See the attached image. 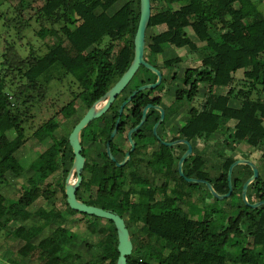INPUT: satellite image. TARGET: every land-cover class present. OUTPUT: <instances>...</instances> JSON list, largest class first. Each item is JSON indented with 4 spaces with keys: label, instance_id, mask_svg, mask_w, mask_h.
<instances>
[{
    "label": "trees",
    "instance_id": "1",
    "mask_svg": "<svg viewBox=\"0 0 264 264\" xmlns=\"http://www.w3.org/2000/svg\"><path fill=\"white\" fill-rule=\"evenodd\" d=\"M42 1L41 6L33 7L20 0L14 10L8 9L6 17L5 25L15 29L20 41L30 29L46 45L37 50L29 44L26 56L15 42H5L2 50L0 232L12 234L17 220L27 223L26 231L17 236L18 254L33 263L117 264L118 235L114 223L72 210L67 203L65 181L74 162L69 135L80 115L67 119V126L59 124L56 117L77 100L91 108L127 71L134 58L140 0ZM119 4L120 8L112 12ZM151 4L147 31L157 32L146 40L147 54L161 60L169 46L188 48L201 62L198 67L187 69L182 77L175 73L172 80L183 86L167 112V120L180 111L188 117L180 134L192 142L194 151L183 168L185 175L210 182L218 194L224 195L229 192L228 170L235 161L248 159L258 168L264 166L263 0H151ZM27 10L30 18L25 15ZM182 62L181 57H176L163 64L175 68ZM55 65L71 77L70 103L40 121L36 110L48 97V89L40 78ZM141 79L137 74L118 97L129 96L134 85L137 88L145 83ZM203 87L205 92L201 94ZM222 89L227 92L221 93ZM143 93L132 102L136 106L131 112L139 119L146 105ZM199 97L201 103L195 106L193 102ZM219 132L222 138L207 152L219 166L218 172L212 174L206 153H196L194 145L209 144ZM86 133L85 129L81 135ZM51 138L56 140V146L37 156L33 174L27 173L9 151L17 141L39 148ZM229 145L236 150L242 148L241 154L225 157ZM171 158L173 162L174 156ZM108 161L111 164L101 169L99 176L90 166L84 167L77 198L114 211L125 220L134 245L128 264H264V205L254 209L242 198L243 186L253 174L250 166L234 169L232 195L220 201L205 184L188 183L177 168L168 173L161 170L166 192L158 196L148 182L140 180L138 170L117 167ZM57 173L61 176L56 179ZM61 180L59 199L54 186ZM136 188L140 192L133 197ZM42 200L44 204L37 205ZM248 200L264 201L263 176L249 186ZM224 203L230 206L228 212L222 211ZM184 206L188 207L187 212ZM100 220L107 222V230H91L90 226ZM71 222L76 227L89 223L77 238L92 252V260L85 261L59 247L70 233L65 224ZM51 226L56 228L48 236L35 234L39 228ZM134 227L139 233L137 239ZM92 235L98 237L95 244L88 241ZM55 247L60 249L54 252ZM14 263L10 260V264Z\"/></svg>",
    "mask_w": 264,
    "mask_h": 264
},
{
    "label": "flooded vegetation",
    "instance_id": "2",
    "mask_svg": "<svg viewBox=\"0 0 264 264\" xmlns=\"http://www.w3.org/2000/svg\"><path fill=\"white\" fill-rule=\"evenodd\" d=\"M145 60L158 69L163 76L157 88L139 91L136 94L138 95L140 92H144L142 94V100L146 102L144 108L149 105L151 106L147 112L145 121L142 123V114L139 119L138 115L131 112L133 107L136 106V103H132L136 95L130 101L129 98L141 86L156 83L158 76L155 72L142 66L137 74L140 75L141 80L145 83L137 88L134 85L132 87V93L129 96L118 97L110 110L99 118L98 123L88 132L86 131L87 133L84 136L81 135L82 154L86 160L85 166H90L95 176H99L100 170L107 168L111 164L108 159L115 163L116 166L126 160L122 167L131 166L133 169L138 170L141 174L140 180L148 182L152 186V191L158 196H161L166 192L162 188L163 178L161 170H165V173H168L172 169H178L180 158L188 149L185 142H189L192 146L193 144L180 134V129L187 124L188 117L185 112L180 111L171 119L167 120V112L174 102L175 94L183 86L181 82L172 80L175 78V68L166 67L163 64L164 59L152 58L148 54L147 56L145 54ZM169 70L172 72L170 77H168ZM176 84H180L181 87H177L174 94L170 96L169 91ZM124 103L126 105L124 106L122 114H120V109ZM155 107H161L165 111V117L161 122L162 114ZM117 110L118 114L115 113ZM87 111L88 109L80 116V120ZM118 120L119 124L117 126ZM94 121L85 129L89 128ZM159 122L160 124H158ZM157 124L158 126L155 131ZM138 126L139 128L130 136V132ZM175 127L178 130L174 131ZM116 128L117 131L114 133ZM132 142H134V147ZM109 150L114 159L110 157ZM172 155L175 158L173 162H171ZM190 157H192V154L187 160ZM187 160L184 162L183 168L185 165L187 166ZM139 192L140 188L133 190V197L138 196Z\"/></svg>",
    "mask_w": 264,
    "mask_h": 264
},
{
    "label": "rangeland",
    "instance_id": "3",
    "mask_svg": "<svg viewBox=\"0 0 264 264\" xmlns=\"http://www.w3.org/2000/svg\"><path fill=\"white\" fill-rule=\"evenodd\" d=\"M27 2L31 3L33 7H38L43 4L42 0H26ZM125 1V0H124ZM123 1V3H124ZM20 0H0V64H1V55L2 50L5 45V42H15L17 44L18 49L20 52L26 56L28 52L29 44H32L35 49H45L46 41L40 40L38 37L35 36V32L28 31L25 32L24 38L20 41L17 38L15 29L11 26H6L5 23L7 22V18L9 16L8 9L14 10L15 7L19 4ZM121 4L117 5L112 12L119 9ZM262 9L264 10V0L262 4ZM3 13V14H2ZM25 15L27 18H30L31 12L30 10H27L25 12ZM32 29L35 30V26L32 27ZM157 31L155 29H149L147 31V42L149 41V38L156 33ZM188 34L196 40V37L194 36L193 32L188 30ZM147 56V52H145ZM181 57L183 59V62L178 64L174 71L178 73L180 77L183 76L185 71L189 68H196L198 67L201 62L197 58L195 54L189 51L188 48L186 49H177L173 46H169L165 49V52L161 55V58L164 60ZM169 75L171 76V70L168 71ZM241 76V74H240ZM70 78L69 76H66L65 70L59 66L55 65L52 67L49 71H47L41 78V82L47 87L48 89V97L45 103H43L39 109L36 110L37 114V120H43L49 116H52L56 109L64 108L70 103ZM177 87H181L180 84H176V86L172 87V90L169 91L170 96H172L176 90ZM205 92V88L203 87L201 89V94ZM221 93H226L227 89H222L220 91ZM201 97L197 98L193 104L195 106H199L201 103ZM236 104V103H235ZM87 110V107L84 105V103L81 100H77L62 113L58 114L56 117V120L59 124H62L64 126L69 125L67 119H69L72 115H83L85 111ZM71 121V120H70ZM99 119H96L92 125L86 129L88 132L91 128H93L97 123ZM178 130L176 127L174 128V131ZM222 138V133L219 132L216 135H214L209 144L203 145L200 143H196L195 151L196 153H206L205 156H207L208 160V168L212 174H216L219 170V166L217 163H215V160L210 156V153L207 154L208 151H211L213 145L215 142ZM56 146V140L54 138H51L50 140H47L43 144L40 145L39 148L32 147V144L30 142H27L26 145H22L21 142L17 141L12 143V145L9 147V151L16 155V157L21 161V163L25 166L26 172L29 174H33L36 172L35 168L33 167L37 156L43 151L46 150L49 147H55ZM243 150L240 148L239 150L235 149L233 145H229L226 148V151L224 152L225 157L228 155H233L235 157L239 156L240 151ZM260 175L264 177V166H260L259 168ZM40 175L45 177L41 172ZM61 176V173H57L55 176L56 179ZM76 178H73V181ZM63 186V180L57 181L54 188L58 191V198L61 199V189ZM213 199H209V202H213ZM44 204L43 200L38 202L37 205ZM46 205V204H45ZM49 204H47L48 206ZM50 206V205H49ZM230 209V206L227 204H222V211L228 212ZM183 210L187 212L188 207L184 206ZM194 217V215H192ZM197 217H201L200 213H197ZM87 224V225H86ZM89 223H83L79 224V226H75L74 223H67L65 226L70 230V233L61 241L59 247L61 249H64L68 252H73L75 254H78L82 257L83 260L89 261L93 259L92 252L88 251L87 246H85L80 239L77 238V234L80 233L84 227L89 226ZM14 232L12 234H9L10 231L3 230L0 232V263L2 264H10V260L14 261V264H37L36 262L33 263L30 261V259H25L18 254V246H17V236L21 235L26 231L28 228V224L24 223L23 220H17L14 222ZM91 230H98L100 232H105L107 230V222L104 220L97 221V223H93L91 226ZM56 228V226H51L48 229H46L43 233L44 236H48L50 232H53V230ZM108 230H112V228H108ZM133 230L135 231V238L137 239L139 237V233L134 227ZM12 231V230H11ZM38 234V232L36 233ZM97 235H92L89 237V242L96 243L97 242ZM55 247L54 252L58 251L60 248Z\"/></svg>",
    "mask_w": 264,
    "mask_h": 264
},
{
    "label": "water",
    "instance_id": "4",
    "mask_svg": "<svg viewBox=\"0 0 264 264\" xmlns=\"http://www.w3.org/2000/svg\"><path fill=\"white\" fill-rule=\"evenodd\" d=\"M151 13H152L151 0H140V20H139L137 32H136L135 39H134V58H133L132 63L130 64L127 71L117 81V83L114 86H112L110 90L104 96H102L99 100H97L91 108L88 109L86 114L74 126L71 134L69 135V143L73 150L74 162H73L72 169L70 170L66 178V181H65V194L67 196V203L72 210H75V211H78L80 213H84L90 216H95L101 219L109 220L114 223L115 228L117 230V235H118L119 258H118L117 264H128V257H130L133 254L134 245L132 242L131 234L126 225L125 220L119 214H117L114 211H109V210H105L100 207L88 205L78 200L77 198V191L83 182V170H84L85 161H86L85 157L82 154L83 147L81 144V133L92 121L99 119L100 117L105 115L110 110V108L114 104L117 97L126 89V87L130 84V82L133 80V78L135 77V75L138 73L139 69L142 66L147 68L148 70L155 72L158 76V81L154 84H148V85L141 86L138 90L133 92V94L129 98V101L132 100V98L139 91L153 90L160 85L162 78H163L162 73L145 60L147 29L149 27ZM125 105L126 103L122 105L120 109V114H122ZM149 108H151L150 105L145 107L143 110L142 123L145 121ZM155 108L158 109L162 114V118L160 120L161 122L165 117V111L161 107H155ZM160 122L158 124H160ZM118 124H119V120H118L117 126ZM158 124L155 126V131L157 129ZM138 128L139 126L133 129L130 132V136ZM116 131H117V128L115 129L114 133ZM185 143L187 144L188 149L180 158L179 165H178V171H179V174L182 177H184V179L188 183L205 184L209 192L216 199L223 201L232 195L234 169L240 165H248L251 167L253 174L245 182L243 186V191H242L243 201L245 202V204L251 206L254 209L259 208L264 205V201L250 203L248 200V188L260 176L259 168L256 166L255 163H253L251 160H248V159H238L237 161H235L228 170L229 192L224 195H221L215 191L214 187L212 186L210 182L206 180H202V179L187 177L185 175V172L183 169L184 162L187 160V158L191 154H193V146L187 141ZM132 145L134 147V142H132ZM109 155L112 159H114L110 150H109ZM125 162L126 160L122 163L117 164V166L122 167L124 166ZM74 177L76 179L72 182V179Z\"/></svg>",
    "mask_w": 264,
    "mask_h": 264
},
{
    "label": "crops",
    "instance_id": "5",
    "mask_svg": "<svg viewBox=\"0 0 264 264\" xmlns=\"http://www.w3.org/2000/svg\"><path fill=\"white\" fill-rule=\"evenodd\" d=\"M46 229H48V228H46ZM46 229H43V228H39L37 231H36V233L38 232V235L40 234V235H43V233H44V231L46 230ZM35 233V234H36ZM51 233V232H50ZM34 234V235H35Z\"/></svg>",
    "mask_w": 264,
    "mask_h": 264
},
{
    "label": "bare ground",
    "instance_id": "6",
    "mask_svg": "<svg viewBox=\"0 0 264 264\" xmlns=\"http://www.w3.org/2000/svg\"><path fill=\"white\" fill-rule=\"evenodd\" d=\"M72 182H73V179H72Z\"/></svg>",
    "mask_w": 264,
    "mask_h": 264
}]
</instances>
